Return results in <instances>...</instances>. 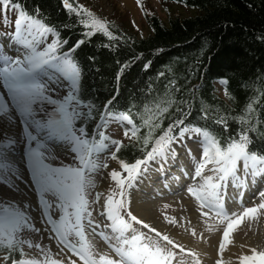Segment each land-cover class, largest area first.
Here are the masks:
<instances>
[{
	"label": "snow or ice",
	"instance_id": "6c2138e0",
	"mask_svg": "<svg viewBox=\"0 0 264 264\" xmlns=\"http://www.w3.org/2000/svg\"><path fill=\"white\" fill-rule=\"evenodd\" d=\"M63 5L69 12L82 16L79 22L88 29L86 35L100 32L112 36L107 20L97 17L83 5L74 7L69 0H63ZM0 11L5 19L9 12L16 14L14 31L8 34L13 47L8 53L0 52V88L7 90L0 92V120L11 121L13 115L18 114L26 142L30 145L26 156L30 161L32 179L38 188L37 202L42 201L40 211L43 220L50 225V233H54L49 235V239H59L82 264H173L174 260L180 264L178 254L168 245L179 248L181 253L184 249L179 244L174 245L168 235H162L132 214L127 190L134 186L142 172L148 170L150 162L176 156L178 153L173 145L183 146L186 136L188 139L197 137L201 148L192 176L193 180L199 178V183L187 190L200 202L201 208L214 210L221 224L226 223L220 251L223 252L226 245L232 243L230 235L246 218L258 219L261 210H264V190L258 193L261 202L253 207H244L242 212L230 214L223 204V193L229 180L235 187L244 188L249 178L264 177V149L256 146L250 135L254 129L244 127L246 116L236 118L240 127L223 140L207 127L185 124L183 118L170 123L159 136L153 138L155 129L162 124V121H155L168 111L170 102H166L162 107L158 104L156 112L142 120L149 128L142 142L145 149L151 143V149L145 152L143 158L131 163L120 160L122 171L113 169L109 174L116 187L105 196L100 215L108 221L104 227L110 230V234L101 231L98 235L109 242V247L119 258L97 252L84 230L85 222L94 233L100 227L92 219V205L98 204L104 194L97 192L95 198L89 200L90 189L95 187L93 175L100 167H108L106 162H99V154L105 152L110 144L116 146V152L122 146V141L112 139L103 129L110 121L131 125L130 129H125V136L131 132V136L136 137L139 129L128 111H108L106 105V111L101 115L104 124L97 125L102 130L91 134L83 120L92 105L80 95L82 69L72 55L84 41H78L68 51H61L67 41L62 40L59 32L38 12H27L15 0H0ZM50 36L52 39L49 42ZM221 83L227 84L228 81L222 80ZM108 103L111 104V101ZM246 111L254 109L249 105ZM204 116L207 118V113ZM214 123L222 124L225 130L228 128L225 118ZM0 139H3L2 135ZM61 146L72 154L73 164L53 166L48 162L55 157L56 148ZM2 149L3 145H0V185L9 187L17 173L9 155ZM188 152L191 155V149ZM111 159H117L115 152L111 153ZM205 170L211 174L205 175ZM44 207H47V212H44ZM54 211H59L58 219L53 218ZM203 215L207 217L209 213L204 212ZM174 222V219L170 221ZM134 224L149 229L155 237L138 230ZM25 230L40 232L29 216V206L0 197V249L19 255V259H13L11 264H64V258L53 257L46 246L34 245L31 240L22 238L21 233ZM70 237L76 238L77 242L73 243ZM24 245L35 247L40 257L28 258ZM189 255L193 258L197 256L195 252ZM56 257H60V253ZM8 258L5 255L4 260ZM67 259L69 264H77L71 257ZM238 261L239 264H264V250L258 251L253 247L250 254H241ZM195 264H200L198 259Z\"/></svg>",
	"mask_w": 264,
	"mask_h": 264
},
{
	"label": "trees",
	"instance_id": "16d2710c",
	"mask_svg": "<svg viewBox=\"0 0 264 264\" xmlns=\"http://www.w3.org/2000/svg\"><path fill=\"white\" fill-rule=\"evenodd\" d=\"M15 1L38 12L69 47L84 41L74 53L82 69L80 95L92 105L84 125L92 129L107 105L108 111H128L139 129L122 143L119 160L131 163L151 149L142 142L149 132L142 120L166 102L168 111L155 121L162 124L153 138L183 118L223 140L240 127L236 118L246 116L244 127L254 129L250 135L264 149V0H164L169 7L182 4L193 11H169L167 19L148 11L147 34L114 19L108 23L111 37L86 35L82 16L69 12L63 0ZM249 105L254 111H246ZM220 118L227 120V130L214 123ZM8 256L7 264L19 259L16 252Z\"/></svg>",
	"mask_w": 264,
	"mask_h": 264
},
{
	"label": "rangeland",
	"instance_id": "374dc122",
	"mask_svg": "<svg viewBox=\"0 0 264 264\" xmlns=\"http://www.w3.org/2000/svg\"><path fill=\"white\" fill-rule=\"evenodd\" d=\"M76 2L79 5H83L84 7L89 8L91 11L94 10L98 14L100 13V16L104 17L107 22L118 19V22H120L122 26H125L128 29H132V26L134 30L143 34H147L150 30L149 24L146 21V15L148 11L160 15L164 19H167V17L169 16V11H179L183 14L193 11V9L188 8L185 5L176 3L172 4L169 7L168 4L164 3V0H146L143 2V8L140 4L141 0H76ZM8 14H11L12 16L15 15V12H9ZM11 20L15 21V18H11ZM0 28L2 29L4 43H6L8 47V34H10L11 31L9 30L10 28L8 27V25L3 22L1 14ZM50 41L51 40L49 39V42ZM12 47L13 45L10 44V49ZM0 52L3 51L0 50ZM0 92H6V88H0ZM10 122H12L13 127L19 132V135L21 137L22 128L20 127L21 125L18 114L13 115V119ZM125 124H127V122L121 123L118 121H110L105 129L106 135L116 140H130V135H124V131L126 129ZM0 135H2L3 137V139H0V144H3L2 150L9 155L10 162L12 163L17 173V175L13 178L14 183L12 185H10L9 187L0 185V197L10 199L13 202L28 205L29 216L32 218L35 226L40 229V232L25 230L21 233L22 238L31 240L34 245L36 243H39L42 246H46L51 250L53 257L64 258V264H69L67 257H71V259L76 260L77 264H82L78 257H76L69 249L61 244L59 239H49V235H54V233H50V225H48L43 220V213H41L40 211L42 201L41 203L37 202L38 188L35 186L32 179L30 161L26 156V153L29 151L30 147L26 146V138H20L16 146L9 147L7 145V143L10 144L8 141L15 139L8 137L5 131L1 132ZM197 140L198 138L195 136H193V139H188L186 136L183 146L177 147L178 149H180L178 153L180 164H182L183 162L184 165H188V173L190 172L188 178L189 182L187 183L186 181L185 184H181V187L183 188L181 190V193L178 195H174V193L169 194L165 192L166 189L164 186H160L159 188V186L156 187L157 184L152 183V187L155 190H146L145 187H147L146 185H148L149 181L147 177V174L150 170L149 167H152L155 164V162H152L149 163L148 170L146 172H142V174L137 178L134 186L131 189L127 190V194L130 199V210L133 215L137 216L138 219H141L146 224L150 225L151 228L157 229V231L162 235H168L169 238L174 242V245H181V247L184 249V252L182 253L179 248H175L173 245H168V247L178 254L177 258L182 264H195L196 259H198L200 262L203 259V255L199 251H197V249L201 250V252L203 253H210L211 251H215L216 254H218V257L212 258L209 262L203 259V264H218V262H220V264H228L226 259H224L223 257L224 254H220V243L223 241V229L226 226V223L221 224L220 218L216 216L215 211H212L206 207L201 208L200 202L187 191L189 186L199 183V178H197V180L192 179L195 162L198 161L201 156V148L198 145ZM174 146L176 145L174 144L173 147ZM24 148H26V150H24ZM113 149L114 145L110 144L109 148L105 152L100 153L98 156L99 162L101 164L106 162L108 167H100L98 171L94 173L93 180L95 183V187L90 189L91 195L88 197L90 201L95 198V193L100 192V186L106 180V178L109 177V174L113 169L118 168V171H122L118 161L111 159V151ZM188 149H191V155H189ZM183 160H188V162H184ZM48 162L53 166H67L74 163L72 154L68 152L66 148L61 149L60 147L56 148L55 157L51 158ZM176 167L180 166L177 165ZM209 167H211V165ZM123 174L126 175V173ZM210 174L211 173H209L208 171H205V175ZM261 179H264V177H262ZM249 180L252 181L253 179L249 178ZM262 184V187L260 184L256 188L259 189L254 194L251 193L252 195H249V198L251 199L236 196L238 199L240 198L244 200L242 204L236 202V198L232 193L237 189V187H235L232 181L229 180L226 192L223 193V195L228 194V196H230V198L227 197L225 200H223V204L225 203V209L228 207L230 214L232 212L239 213L243 211L244 207H253L259 204L261 202V199L258 196V193L264 190V180L262 181ZM115 187L116 184L114 182L111 189ZM137 188L139 189V194H141V198L140 200H138L140 201L139 204L148 201L157 202L158 207L156 206L157 209L155 208L156 214L154 219L146 218L143 214L140 213V211H138L140 209L136 208L138 206V203L136 204L134 196L137 193ZM256 189L254 188L253 190ZM165 193L167 194L165 195ZM171 195H174L175 198H172L173 196ZM184 195H186L189 200L192 199L194 206L188 205V199H186ZM105 196V194L101 196L100 202L98 204L92 205V219L96 224H99L100 227L97 228L94 233L87 222H85L84 230L88 236V239L92 242L97 252L107 253L108 255L115 258V256L118 257V254L115 253V251L111 247H109L108 241L103 240V238L98 235V233L101 231L105 233H108L110 231L109 229L104 227V225L108 223L106 218L100 215L101 211L103 210L101 201ZM49 199H51V197H49ZM47 211V207H44V212ZM204 212H208L209 215L205 217L203 215ZM59 215V211L53 212L54 219H58ZM173 219L175 222L170 223V221ZM134 227L155 237L154 233H150L149 229H144L141 225L134 224ZM159 227H161V229H159ZM193 232L195 234H193ZM254 234H261L264 236V210H261V214L258 215V219L249 220L246 218L239 225V227L232 232V236L245 240L249 237H252ZM69 239H71L73 243L77 242L76 238L70 237ZM98 242L102 243L105 249H101L98 246ZM166 243L167 242H165V244ZM231 245L232 243L227 244L225 251ZM23 247L24 251L28 253V258H31L33 256L36 258L40 257V253L35 247L28 248L27 245H24ZM61 249H63V252H61ZM259 250H264V245ZM190 252H195L197 254L196 258L191 257L189 255ZM57 253H60V257H56ZM5 255H7L6 251H0V264H6V261L4 260Z\"/></svg>",
	"mask_w": 264,
	"mask_h": 264
},
{
	"label": "bare ground",
	"instance_id": "6f19581e",
	"mask_svg": "<svg viewBox=\"0 0 264 264\" xmlns=\"http://www.w3.org/2000/svg\"><path fill=\"white\" fill-rule=\"evenodd\" d=\"M4 131L6 132V135L8 137L15 139V140H11V141H14V143H11V144L7 143V145L9 147L16 146V144L19 142V139L21 137L19 135V132L13 127L12 122L5 121V120H0V133L4 132ZM60 148L61 149H65V147H60ZM174 148H176V152L179 153L180 149H178L177 146H174ZM178 157H179V154H177L174 157L173 156H169L166 160L158 159L157 161H154L155 164L150 168V170H149V172L147 174V177L149 179L148 185H146L147 187H145L147 191H149V190L154 191L155 189H153L152 184H157L156 187L159 186V188H160V186H164L165 189H166L165 192H167L169 194L170 193H174V195H178V194L181 193V190L183 189L181 187V184H185L186 181L189 182L188 178H189L190 172L188 173V168H189L188 165H184L183 162H182V164H180V160L178 159ZM183 161L184 162H186V161L188 162V160H186V161L183 160ZM174 165H178L180 167H177V168L173 169ZM115 170L118 171V168H116ZM205 171H207V170H205ZM176 173H178V174H176ZM259 178L260 177H257V178H255V180H252V181L248 180L247 186L244 187V188L238 187V189H236V192L233 191V193H232L233 195H234V193H236L234 195V197L237 198L236 195L239 194L238 197L249 198L250 197L249 195L252 193L253 189L254 188L256 189L261 184ZM257 179H258L259 182L257 181ZM113 183H114V181L111 180V177L109 175V177L106 178V180L100 186V193H103V194L107 195L109 193V190L111 189ZM136 190H137V193L134 196V198L136 200V204L138 203V206L136 205L137 206L136 208H139L140 210H138V211H140V213L143 214L146 218L154 219L155 218V214H156L155 213V208L157 209V207H158L157 206V202L156 201H148V202H143V203L139 204L140 201H138V200H140L141 194H139V189L138 188ZM241 192H242V194H241ZM167 193H165V195ZM174 195H171V196H173L172 198H175ZM184 197L186 199H188V205L189 206H192V205L194 206L192 199L189 200V198L186 195H184ZM227 197L230 198V196H228V194L223 195V200H225ZM102 199L103 200L101 201V203H102V206H103L105 197H103ZM159 229H161V227H159ZM106 234H110V231L108 233H106ZM129 234H131V233H129ZM230 240L232 241V245L229 246V248L226 251L224 250L223 251L224 253L223 252L220 253V254H224L223 257H224V259H226L228 264H239L238 257L241 254H250V249L251 248L255 247V248H257V250H259L264 245V236L261 235V234H254L252 237H249L246 240L234 237L231 234L230 235ZM98 244H99L98 246L101 249L102 248L105 249V247H104V245L102 243L98 242ZM197 251H199L203 255V259L207 260L208 262L212 258L218 257L217 256L218 254H216L215 251H211L210 253L209 252L203 253L199 249H197ZM203 259L200 261V264L204 263ZM177 260H179V259L177 258ZM173 264H176V260L173 261ZM180 264H182V263L180 262Z\"/></svg>",
	"mask_w": 264,
	"mask_h": 264
}]
</instances>
